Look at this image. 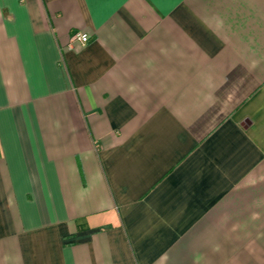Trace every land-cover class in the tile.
I'll return each mask as SVG.
<instances>
[{
	"label": "crops",
	"instance_id": "0c3cea01",
	"mask_svg": "<svg viewBox=\"0 0 264 264\" xmlns=\"http://www.w3.org/2000/svg\"><path fill=\"white\" fill-rule=\"evenodd\" d=\"M0 264H264V0H0Z\"/></svg>",
	"mask_w": 264,
	"mask_h": 264
},
{
	"label": "built area",
	"instance_id": "2783aa9c",
	"mask_svg": "<svg viewBox=\"0 0 264 264\" xmlns=\"http://www.w3.org/2000/svg\"><path fill=\"white\" fill-rule=\"evenodd\" d=\"M88 41H89L88 34L76 33L73 36V42H77V43H80L82 45H86Z\"/></svg>",
	"mask_w": 264,
	"mask_h": 264
}]
</instances>
